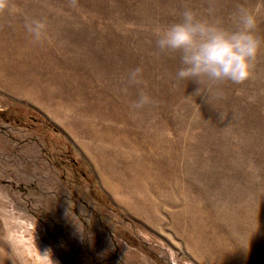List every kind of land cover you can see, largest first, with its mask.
<instances>
[{"label":"rangeland","instance_id":"rangeland-1","mask_svg":"<svg viewBox=\"0 0 264 264\" xmlns=\"http://www.w3.org/2000/svg\"><path fill=\"white\" fill-rule=\"evenodd\" d=\"M257 2L5 0L0 264H264V10L242 84L176 80L154 34Z\"/></svg>","mask_w":264,"mask_h":264},{"label":"clouds","instance_id":"clouds-1","mask_svg":"<svg viewBox=\"0 0 264 264\" xmlns=\"http://www.w3.org/2000/svg\"><path fill=\"white\" fill-rule=\"evenodd\" d=\"M5 7V0H0V10ZM262 10L264 0H258L252 8L236 7L231 13L236 26L228 29L198 16L191 9H184L177 22L155 29L156 48L161 54H179L181 66L175 73L178 81H188L195 88L205 81L213 85L224 81L242 84L251 77L253 63L261 48L256 30ZM45 27L43 21L25 23L27 32L35 40L41 39ZM140 71L139 68L132 70L129 74L131 83L141 82ZM148 102L149 97L141 95L135 106Z\"/></svg>","mask_w":264,"mask_h":264},{"label":"trees","instance_id":"trees-1","mask_svg":"<svg viewBox=\"0 0 264 264\" xmlns=\"http://www.w3.org/2000/svg\"><path fill=\"white\" fill-rule=\"evenodd\" d=\"M37 121H38L39 123H45L42 119H39V118H37Z\"/></svg>","mask_w":264,"mask_h":264}]
</instances>
